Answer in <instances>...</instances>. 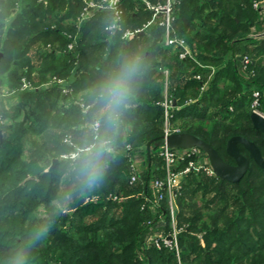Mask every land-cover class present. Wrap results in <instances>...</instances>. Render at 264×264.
Listing matches in <instances>:
<instances>
[{
	"label": "trees",
	"instance_id": "16d2710c",
	"mask_svg": "<svg viewBox=\"0 0 264 264\" xmlns=\"http://www.w3.org/2000/svg\"><path fill=\"white\" fill-rule=\"evenodd\" d=\"M255 1L173 0L172 35L191 53L181 58L163 44L162 26L146 27L151 11L142 0H119L113 31L108 9L80 22L81 0H0V264H264V170L251 159L233 183L189 170L174 200L177 250L149 239L172 231L167 198L158 200L152 185L164 178L157 148L165 93L175 102L171 128L205 140L229 163L234 135L264 157V134L250 121L254 91L264 112V0ZM137 58L127 107L108 127L96 89ZM97 119L112 151L89 185L81 158L63 155L97 143L89 127ZM138 148L145 171L131 182ZM189 159L198 158L177 169Z\"/></svg>",
	"mask_w": 264,
	"mask_h": 264
},
{
	"label": "built area",
	"instance_id": "2783aa9c",
	"mask_svg": "<svg viewBox=\"0 0 264 264\" xmlns=\"http://www.w3.org/2000/svg\"><path fill=\"white\" fill-rule=\"evenodd\" d=\"M84 3L83 11L80 13L79 21L82 22L86 19L89 14L90 10H103L108 9L113 12V16L115 20L107 29L113 31L118 27L117 20L120 17L121 10L118 7L119 0H101L100 3H96L92 0H81ZM145 7L151 11V22L153 24L157 23L159 26L163 27V44L168 46L177 47L180 49L179 56L184 58L185 56H191L190 50L182 38H177L172 35L173 29L171 25L172 21V1L173 0H165L163 3H152L150 4L147 0H142ZM254 7H258V3L254 2ZM151 22H147V24H152ZM140 30L129 31L126 30L123 36L128 37L133 34V32H139ZM72 46L69 45V48ZM243 62L247 63L248 58L244 57ZM58 83H61V80H57ZM23 87H26V84H23ZM67 91V89H65ZM253 100L251 102V111L258 113L259 115L264 117V112L258 109L259 105V97L260 93L258 91H254L252 94ZM163 107L164 111V135L179 132L178 129H173L170 126V117H171V108L173 107V103L169 97L166 96L163 101L160 103ZM77 151L71 152L68 155H63L64 157L75 158L78 153ZM159 155L163 159V169H164V178L152 181L153 187L157 191V199L161 200L164 197L168 199L169 205V214L173 217V208L171 205L172 197L176 194L177 188L181 183L182 177L189 171L195 170L196 172L203 171L207 175H214L211 166L209 165L208 160H203V156L200 155V150L198 148L192 147L188 149H180V148H168L166 146H161ZM196 156L197 160L189 159L187 164L182 169H177L181 162H183L186 158H191ZM131 182L140 181L139 178V171L134 163V160H131ZM173 220V219H172ZM173 226L174 223H173ZM177 231L173 228L171 235H155L152 240L153 244L157 245L158 242H164L168 244V242L174 243V247L177 250V240H176Z\"/></svg>",
	"mask_w": 264,
	"mask_h": 264
},
{
	"label": "clouds",
	"instance_id": "9594fccd",
	"mask_svg": "<svg viewBox=\"0 0 264 264\" xmlns=\"http://www.w3.org/2000/svg\"><path fill=\"white\" fill-rule=\"evenodd\" d=\"M139 60L127 62L121 66L120 70L108 76L100 83L96 89V103L100 106V117L108 127L117 125L120 112L127 107V102L131 93L133 77L137 74ZM101 120L97 119L89 125L95 134L97 143L88 144L79 149L77 155L81 158L80 170L86 182L91 185L102 175V157L105 153H110L112 147L109 141L101 139ZM42 234V232L40 233Z\"/></svg>",
	"mask_w": 264,
	"mask_h": 264
},
{
	"label": "water",
	"instance_id": "95a60500",
	"mask_svg": "<svg viewBox=\"0 0 264 264\" xmlns=\"http://www.w3.org/2000/svg\"><path fill=\"white\" fill-rule=\"evenodd\" d=\"M142 32L143 31H140L139 33ZM259 36L264 37V32L260 33ZM174 105L175 102H173V106ZM250 121L253 128L260 130L264 134L263 116L251 111ZM150 144L151 141L146 143V157L148 167L151 162ZM239 144L242 145L245 150H247V156H245L240 151ZM158 146L180 149H188L192 147L198 148L206 154L207 160L214 175L222 180L232 183L239 181L244 176V174L251 171V166L249 164L250 159L253 160V162L259 168L264 170V157L261 155L259 148L253 141L241 135L231 136L228 138L225 144V152L233 159L234 163L225 161L208 142L188 132H175L167 135L163 134L159 137ZM56 162L57 160L53 159L49 168H52ZM144 185L146 187L147 182H145Z\"/></svg>",
	"mask_w": 264,
	"mask_h": 264
},
{
	"label": "rangeland",
	"instance_id": "374dc122",
	"mask_svg": "<svg viewBox=\"0 0 264 264\" xmlns=\"http://www.w3.org/2000/svg\"><path fill=\"white\" fill-rule=\"evenodd\" d=\"M149 1V0H147ZM150 4H152L153 2L149 1ZM158 2V1H157ZM155 2V3H157ZM159 3H163V2H159ZM149 10V9H148ZM149 22H151V20H149ZM153 24V22H151ZM151 24H146V27L149 26ZM264 26V24H263ZM1 53V52H0ZM1 56H2V53H1ZM165 74H167V72L165 71ZM204 87H206V84L204 85ZM3 95H6L7 92L5 90L1 91ZM167 97H169L167 94H166ZM164 97H165V94H164ZM4 98V97H3ZM3 101V100H2ZM10 104H12V102H9ZM9 103L8 101L5 102V105L8 107L9 106ZM160 151V147L157 148V152ZM160 156V155H159ZM202 156V155H201ZM64 157V156H63ZM203 160H207V157L206 156H203ZM132 160H134V163L136 164V167L139 171V176L142 177L143 176V173L145 171V161H144V153L142 151V148H138L137 150L134 151L133 155L131 156ZM203 172V171H202ZM183 179V177H182ZM182 179H181V183L179 185V187L177 188V192H180L181 190V186H182ZM176 192V194H177ZM176 194L172 197V200H171V205H172V208H173V217L170 216V221H171V228H172V231H173V228H175L176 230V227L173 226V223L175 225V211H176V206H175V196ZM168 201V199H167ZM169 203H168V210H169ZM170 215V214H169ZM173 219V220H172ZM172 231L170 233H168V235H171ZM158 234H161V235H164L160 230H154L151 234V236L149 237V239H153L155 235H158ZM200 236V235H199ZM176 240H177V235H176ZM155 247L156 248H161V246H165V247H174V243H169L166 244L164 242H158L157 245L154 243ZM175 248V247H174ZM176 249V248H175Z\"/></svg>",
	"mask_w": 264,
	"mask_h": 264
},
{
	"label": "crops",
	"instance_id": "0c3cea01",
	"mask_svg": "<svg viewBox=\"0 0 264 264\" xmlns=\"http://www.w3.org/2000/svg\"><path fill=\"white\" fill-rule=\"evenodd\" d=\"M93 1H95V0H93ZM255 2L258 3L259 6H262V1H261V0H256ZM253 4H254V3H253ZM259 6H258V7H259ZM263 11H264V10H263Z\"/></svg>",
	"mask_w": 264,
	"mask_h": 264
},
{
	"label": "flooded vegetation",
	"instance_id": "af4514ba",
	"mask_svg": "<svg viewBox=\"0 0 264 264\" xmlns=\"http://www.w3.org/2000/svg\"><path fill=\"white\" fill-rule=\"evenodd\" d=\"M233 163H234V161H233Z\"/></svg>",
	"mask_w": 264,
	"mask_h": 264
}]
</instances>
